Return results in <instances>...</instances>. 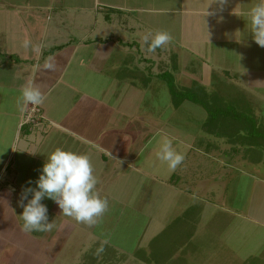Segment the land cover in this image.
<instances>
[{
  "label": "crops",
  "instance_id": "1",
  "mask_svg": "<svg viewBox=\"0 0 264 264\" xmlns=\"http://www.w3.org/2000/svg\"><path fill=\"white\" fill-rule=\"evenodd\" d=\"M207 1L214 0H205ZM201 2L202 0H0V264H65L63 248L59 254L58 247L55 248L57 255L52 256L53 246H58L61 238L57 240V232H51L55 229L56 220L52 219V215L57 213L56 203L53 204L47 198L41 201L47 206V215L53 224L50 231H23V220L15 209L13 211L12 198L15 199L16 194L22 192L29 181L34 183L51 152L60 148L87 155L94 175L103 174L106 179H111L118 169L121 172V166L129 168L128 165L137 158L132 157L134 153H130L135 144L131 136L133 131L127 125L135 115V107L133 109L130 98H121L119 90L111 89L107 82L104 83L107 88L98 91L94 83L91 87L86 86L91 82V77L96 79V73L103 75L116 67L117 70L120 69L115 77L108 74L109 83L132 86L139 79L143 81L146 93L152 81L149 69L155 62L148 57L153 52L147 51L143 39L145 35L166 31L172 37L168 44L154 52L159 54L168 51L172 54L171 69L180 88L190 87L195 82L210 91L215 84L226 86L232 79L234 86L238 87L235 89L241 95L244 94V88L242 90L238 84L246 87L249 96L247 99L244 96L253 109L264 105V47L253 39L247 15V10L259 0H229L232 10L219 7L206 10L199 5ZM187 4L189 11L186 10ZM184 12L195 17L215 14L234 15L242 19L236 23L229 21L207 24L205 29L210 34L207 35L206 44L203 39L198 41L191 31L186 40L184 26L181 27L180 23ZM169 20V25H166ZM215 28L223 31L218 33ZM25 40L30 41V47L23 46ZM200 43L205 47H198ZM123 55L126 58L120 59ZM201 56H205L204 59ZM194 60L203 61L202 65L196 67L192 64ZM46 62L54 63L55 70H46L43 67ZM143 66L147 76L137 71L142 70ZM133 72H137L139 77L132 76ZM103 80H99L97 84L103 83ZM26 86H34L44 94L42 104L37 106L23 103L21 92ZM106 97H115V101ZM31 109L35 110L33 114ZM254 114L264 118V109ZM213 142L215 141L202 143L207 145L204 150H213ZM148 143L149 141L144 143V148ZM238 150H233L237 157L225 152L220 165H216L221 168H216L217 171L207 177L199 174V181L195 177L196 168L193 167L192 170L184 164L182 166L185 167L173 174L168 183H164V180L160 183L166 189L173 190L176 197L183 195L195 200L200 197L209 202H223L222 205H225L228 203V188L224 185L225 179H221L223 171L233 175L232 172L239 169L238 164L243 168L250 165L251 201L248 206L239 208L235 204V197H231L228 199L231 209L225 210L234 218L242 215L247 224L261 232L264 231V164L253 163L244 156L237 163ZM197 152L206 158L212 171V166L216 167L215 164L218 163L213 161L215 157L212 153ZM191 153L192 151L188 153V165ZM96 163L102 166L101 169L96 168ZM129 169L134 172L137 170L132 167ZM30 198L31 194L28 196ZM63 222L64 219L61 224ZM194 223L193 226L197 229V220ZM205 223L199 224L198 228H208L211 223L217 225L212 221ZM230 224H218L219 231L216 233L219 235L216 240L222 241L213 254L210 252L208 256H229L228 249L231 247L230 256H242V248L245 246L234 244V238L240 234L228 235L232 237L229 240L232 242L231 246L223 240L228 230L233 232ZM160 228L163 229V226ZM61 232L58 235L64 236L63 229ZM206 233L209 232L202 236ZM19 236L22 237L21 241ZM37 238L46 239L45 242H39ZM207 239L205 241L211 245L213 240ZM32 241H36V248L44 247L42 255L37 254L36 248L34 253L33 249L28 250L27 242ZM9 246L17 248L12 250ZM187 251L185 256L176 253L179 256H174L171 260L173 264L174 261L187 264L186 260L190 262V258L206 262L199 259L200 256H189L193 255L194 249ZM253 253L246 256H252V262L258 261L256 264H264V260H261L264 259V249H257ZM144 260L145 264H150V259ZM160 261L165 264L167 260ZM215 261L213 258L212 264Z\"/></svg>",
  "mask_w": 264,
  "mask_h": 264
},
{
  "label": "rangeland",
  "instance_id": "2",
  "mask_svg": "<svg viewBox=\"0 0 264 264\" xmlns=\"http://www.w3.org/2000/svg\"><path fill=\"white\" fill-rule=\"evenodd\" d=\"M199 5L206 10L215 9L216 7L223 10L233 9L232 3L229 2V0H224L223 3H221L220 0L207 2L202 0ZM226 6H229V8H225ZM189 8L187 4L186 10L189 11ZM156 15L160 17V15ZM138 16H141V14H138ZM241 19V17L234 15L216 16L215 14H213V16L205 14L195 17L189 12H184L180 17V23L182 24L181 27L184 26L185 37L189 36L191 31L198 41L203 39V42L206 43L207 35L210 34L208 29H205L207 24H216L217 22L221 24L229 21L231 23H236ZM243 19H245V16H243ZM169 22L170 20L165 24L169 25ZM215 30H217L218 33L223 31L220 30V28H215ZM187 39L188 37L186 40ZM198 45L200 48L201 46L205 47L202 43ZM171 55L172 54L168 53V51L163 53L160 52L159 54L153 52L148 55L149 59L155 62V65L149 69V75L154 83L151 81L146 93L142 86L143 81L139 79H137V84L132 86L128 84L113 85L111 84L112 82L109 83V81H107L108 74L115 77V74L120 68L117 70L115 67L113 70H108L103 75L96 73V79L90 78L91 82H89L86 87H91L94 83L96 84V91H98L107 88V86L104 85V83L107 82V85L111 89L119 90L121 98L124 96L130 98L133 109L135 107V115L134 117L132 116L133 119L131 123L127 125L129 129L133 131V133L131 132V136L136 144H134V150H131L130 153L131 155L134 153L132 157L137 158H135L134 162L128 165V167L137 170L134 172L125 166H121V172L118 169V175L113 174L111 179H106L103 174L96 173L98 183L95 187V191L101 198L108 201V207L94 225L78 222L74 218L64 215L56 204L57 213H54V216L52 215V219L54 221L56 220L54 223L55 229H52L51 232L52 234L57 232V234H55L58 237L57 240L61 238L59 239L58 246H53L54 253L52 256L57 255L55 254V248L58 247V254L63 248L62 256H65V264H145V258L150 259V264H162L160 260H167L165 264H173L171 260L174 259V256H179L176 255V253L185 256L188 249H194L193 255L189 254V256H200L199 259H204L206 262L203 263L196 258H190V262L188 259L186 260L187 264H212L213 258L216 259L213 264H228V262L229 264H252V258H250L252 256L246 255L249 253L253 255V251L264 249V246H262L264 243V231L261 229V232L255 230L252 225L247 224V221L242 219V215L238 218H234L228 215L225 210L231 209L230 207L232 205L230 206V202L228 201L231 197H235V204H237L239 208L248 206L252 197V186L250 185L252 183V166L247 165L246 168H243L241 164H238L237 167H239V169L233 171V175L223 171L222 174H224V176L221 179H225L224 185L228 188V193L226 195L228 203L225 205H222L223 202H209L207 199L200 197H197L196 200L190 197H183V195H178L176 197L175 194H173V190L166 189L165 185L160 183L161 180H164V183H168L169 178H171L173 174H176L184 164L192 168V170L194 169L193 167L196 168L197 175H195V177L199 181L200 175H202V177H207L210 173L217 171L216 168H221L216 165H220L219 162H221L223 158L222 155L225 154V152L229 156L235 155L237 157L232 147L239 149L237 163L244 155L245 151V148L238 145L233 146L228 144L226 140L227 135H225V137L223 135L217 137L206 132L205 124L209 116L200 105L185 101L180 108L175 109L173 107L172 97L167 85L161 78H158L163 71L171 70ZM201 57L204 59L205 56ZM119 58L125 59L126 55ZM202 62L201 60H194L192 64L199 67L200 64L202 65ZM137 71L139 73L141 71L144 76H147L144 72V66L142 70L138 69ZM133 73L132 76L139 77L137 72ZM102 79H104L103 83L97 84V82L99 80L102 81ZM232 81L233 80L230 79L228 81L229 84L226 86H216L215 84L213 88L211 87L210 92L216 90L222 98L226 97L225 101H230L233 98L245 99V96L247 99L249 92L246 91V87L238 84L241 86V89L244 88V90L242 89L244 94L241 95L242 93L240 94L238 90H235V88L238 87H235ZM106 99L115 101V97H106ZM261 107L264 109V105L262 104V106L255 107L253 111L255 113L259 112L262 109ZM257 118L260 123L264 125V118ZM221 129H219L220 131H218V133L224 134V127H221ZM165 138L170 139L173 148L184 156V162L177 166L175 170L169 169L165 162L157 158L160 144ZM231 138H235V136ZM212 140L216 142H213L215 145H213L212 152L208 149L204 150V147L207 145H202V143L205 144V141L212 143ZM148 141L149 143L144 148V143ZM197 150L212 153V156L216 158H214L213 161L218 163L215 164L216 167H214V165L212 166V168H214L212 171L210 170L206 158L203 157L202 154H199ZM190 151H192V153L188 165V153ZM251 157L252 151L249 153V158ZM243 166L246 165L244 164ZM97 167L101 169L102 166L96 163V168ZM226 174H229V176ZM182 177H184V174ZM37 179H35V181ZM221 189H223V187ZM21 195L22 192H18L16 194L17 197H15V199L12 198V202H14L13 211L15 209L18 216L22 210V208L18 206ZM50 200L51 199H49V201ZM52 203L54 204V201H52ZM186 210L189 211L186 212ZM200 210H202V212H200ZM63 219L65 222L61 224V220ZM196 220L198 226L208 221H212L217 225L211 223L208 228H198L197 226V229H195L193 225ZM57 223H60V225H57ZM222 223H227L228 225L231 223L230 226L233 227V232L230 233L231 229L228 230L227 234H225L226 237L223 238L230 246L232 242H229V240H232V237L230 238L228 235L240 234V236L234 238V244L239 243V245L243 244L245 246L244 249L242 248V256H230L232 247L228 249L230 250L228 253L229 256H208L210 252L213 254L214 249H216V247L219 246V242L222 241V239L216 240V237L219 235H217V231H219L218 224L221 225ZM160 226H163V229L160 228ZM62 229L65 235L59 236L58 233H62ZM205 232L209 233L202 236ZM207 237L209 240H213L211 245L205 241ZM19 238L21 241L22 237L19 236ZM45 239L42 240V242H45ZM41 240L37 238V241L40 242ZM27 243L28 250L31 251L33 249L32 252L34 253L36 241ZM105 243L107 245H104ZM101 245H103V251L99 252L98 249ZM9 247H12V250L17 248L16 246ZM233 248H235V245ZM36 249L38 255H40L41 252H45L44 247L40 248L37 246ZM5 250L8 251L7 248H5ZM181 250H183V253ZM143 256L148 257L144 258ZM161 256L163 257L161 258ZM218 259L224 261H219ZM261 260L264 259L262 258ZM174 264L184 263L174 261Z\"/></svg>",
  "mask_w": 264,
  "mask_h": 264
},
{
  "label": "clouds",
  "instance_id": "3",
  "mask_svg": "<svg viewBox=\"0 0 264 264\" xmlns=\"http://www.w3.org/2000/svg\"><path fill=\"white\" fill-rule=\"evenodd\" d=\"M220 2L223 3L224 0ZM247 15L253 39L264 47V0H259L248 9ZM143 39L147 51L154 52L168 44L172 37L166 31H158L154 35H145ZM23 46L30 47V41L25 40ZM43 67L46 70H55V64L52 62H46ZM21 97L24 104L37 106L45 99L44 94L34 86L24 87ZM157 158L165 162L171 170H175L184 160V156L173 148L172 141L167 138L160 144ZM97 183L87 155L55 149L47 156L38 179L34 182L35 187H32L33 182L29 181L28 186L22 189L18 206L22 208L20 216L23 220V231L44 232L52 229L53 224L49 221L47 206L41 203L45 198L54 201L64 215L88 225L96 224L108 207V201L95 191ZM25 200L27 203H24ZM98 251H103V245Z\"/></svg>",
  "mask_w": 264,
  "mask_h": 264
},
{
  "label": "trees",
  "instance_id": "4",
  "mask_svg": "<svg viewBox=\"0 0 264 264\" xmlns=\"http://www.w3.org/2000/svg\"><path fill=\"white\" fill-rule=\"evenodd\" d=\"M158 77L167 85L175 109L180 108L185 101L200 105L209 116L205 124L207 133L217 137L227 135L228 144L245 148L243 155L245 159L252 160L253 163L264 164V125L255 116L249 102L242 98L225 101L226 97L222 98L216 90L210 92L195 82L190 87L180 88L176 84L172 69ZM221 127H224V134L218 133ZM230 136H235V138ZM232 149L238 150L234 147ZM251 151L252 157L249 158ZM257 262L254 260L252 264Z\"/></svg>",
  "mask_w": 264,
  "mask_h": 264
},
{
  "label": "built area",
  "instance_id": "5",
  "mask_svg": "<svg viewBox=\"0 0 264 264\" xmlns=\"http://www.w3.org/2000/svg\"><path fill=\"white\" fill-rule=\"evenodd\" d=\"M31 112H32V114L35 112V110L34 109H31ZM29 118L31 119L32 118V115L31 116H29Z\"/></svg>",
  "mask_w": 264,
  "mask_h": 264
}]
</instances>
